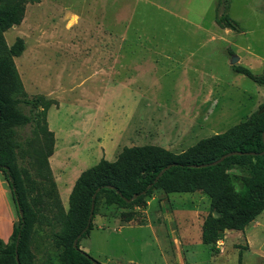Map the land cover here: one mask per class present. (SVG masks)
Instances as JSON below:
<instances>
[{
	"label": "rangeland",
	"instance_id": "obj_1",
	"mask_svg": "<svg viewBox=\"0 0 264 264\" xmlns=\"http://www.w3.org/2000/svg\"><path fill=\"white\" fill-rule=\"evenodd\" d=\"M219 13L239 29L225 33ZM4 37L8 45L24 40L14 60L26 93L59 107L47 114L57 150L48 160L65 210V184L103 157L105 136H118L116 148L107 143L110 161L126 145L180 152L244 120L262 99L261 86L229 61L247 47L264 56V0H38ZM18 131L27 155L29 130ZM20 165L32 169L27 159ZM146 201L123 221L121 211L131 209L106 206L101 196L82 250L101 264H264V210L260 226L226 230L213 250L200 239L206 194L155 190ZM52 230L35 225V264H62Z\"/></svg>",
	"mask_w": 264,
	"mask_h": 264
},
{
	"label": "trees",
	"instance_id": "obj_2",
	"mask_svg": "<svg viewBox=\"0 0 264 264\" xmlns=\"http://www.w3.org/2000/svg\"><path fill=\"white\" fill-rule=\"evenodd\" d=\"M35 1L0 0V171L9 183L19 215L8 241L0 239V264H35L30 239L35 225L42 223L53 228L52 241L61 250L62 264H101L79 245L93 225L92 220L88 223L91 203L93 219L101 196L106 206L131 209L120 213L123 221H130L134 207L145 206L155 190L200 191L210 199L200 239L213 250H217V242L226 230H243L264 210V100L244 120L180 152L143 144L124 146L113 161L101 157L80 172L65 210L48 160L54 152L55 137L48 127L47 111L57 102L44 94L26 93L14 60L23 52L24 40L17 37L8 45L4 37L5 31L23 20L26 3ZM215 21L220 27L239 29L227 13L217 14ZM232 68L264 87V70L255 73L240 64ZM25 127L29 130L23 138L30 146L27 155L18 131ZM230 151L241 153L215 165L193 166L215 161ZM25 159L31 170L20 165ZM134 194L137 197L128 201ZM240 257L239 252V262Z\"/></svg>",
	"mask_w": 264,
	"mask_h": 264
},
{
	"label": "crops",
	"instance_id": "obj_3",
	"mask_svg": "<svg viewBox=\"0 0 264 264\" xmlns=\"http://www.w3.org/2000/svg\"><path fill=\"white\" fill-rule=\"evenodd\" d=\"M15 26L16 25H14L12 27H15ZM223 30L225 31V33L232 32V29H230L228 27H223ZM241 50H242V53H241V55H239V60H238V63L237 64H239V62H240L241 63L240 65H244V66L250 68L252 71H253L255 65H258L260 67H263L264 66V56L261 57L259 54L251 51V49L249 47H247L246 50H243V49H241ZM14 59H16V57ZM235 73H238V72H235ZM240 74H242V73H240ZM258 91L260 93V96L259 97L262 98L261 101H259V104H261L263 102V100H264V87L261 86V88H259ZM258 91H257V93H258ZM50 98H52V97H50ZM52 99H55V98H52ZM259 104H258V106H259ZM59 106H60V103H59ZM50 108H54L55 110H59V107H56L55 104H52L49 107V109ZM47 114H48V111H47ZM54 135H55V133H54ZM55 137H56V135H55ZM117 137L118 136H116V138H114L111 135H107V136H105V138H103L100 141V143H101V145L103 147V150H104L105 154H106V149H107V143H112V146L116 148L117 143L115 141H117ZM126 146H132V145H126ZM68 150H70V145L69 144H68ZM56 151L57 150H56V143H55L54 153H56ZM67 154H68L67 152L64 153L62 155V157L64 156L66 158ZM105 154L103 155V157H105ZM82 170H84V169L79 170L75 174V176L72 178V180L70 182H67L68 185L65 184V187H67V190L65 192V197L67 195L69 196V193H70V191L72 189V186H73L76 178L78 177V175L80 174V172ZM56 180H57V178H56ZM57 187L59 189V196H60L61 202H62V204H65L64 203V200H63L64 199L63 198V193L60 190V185L58 183V180H57ZM259 215H257L256 218L253 221H251L250 223L253 222V223H255L256 226H260L261 225L260 224V221L257 219V217ZM18 220H19V215H18V212H17V209H16L15 202L13 200L11 188L9 186V183H8L7 179L5 178V176L3 175V173L0 171V239L3 242H7L8 241V239H9V237L11 235L13 226H14L15 223L18 222ZM248 246H249V243H248Z\"/></svg>",
	"mask_w": 264,
	"mask_h": 264
},
{
	"label": "water",
	"instance_id": "obj_4",
	"mask_svg": "<svg viewBox=\"0 0 264 264\" xmlns=\"http://www.w3.org/2000/svg\"><path fill=\"white\" fill-rule=\"evenodd\" d=\"M238 60H239V56L233 54V55L231 56V59H230V61H229V64H230V65H233V64H235ZM262 110H264V107L262 108ZM262 135H263V139H264V131H263ZM239 153H241V152H239V151H230V152L225 153L224 155H222L219 159H217V160H215V161H212V162H210V163H203V164H200V165H193V166H201V167H203V166H206V165H215V164L221 162L225 157H228L229 155H233V154H239ZM250 153H251V154H254V152H250ZM261 153H264V151L261 152ZM169 167H170V164L167 165V166H165V167H164V168H163V169L157 174V176H156L155 179H154V182H156L157 179L163 174V172H164L165 170H167ZM151 185H152V184H150L148 187H151ZM110 187H111V186H110ZM144 192H145V191H143L142 193H144ZM94 196H95V195H93V199H94ZM136 197H137V195L134 194L130 199H128V201H131V200L135 199ZM93 208H94V202L92 201V203H91V207H90V214H89V217H88V223H90L91 220H92ZM19 214H21V213L19 212ZM79 238H80V234L77 235V237H76V238L74 239V241H73V245H74V247L77 246V241H78ZM16 261H17V263H19V260H18V256H17V254H16Z\"/></svg>",
	"mask_w": 264,
	"mask_h": 264
}]
</instances>
